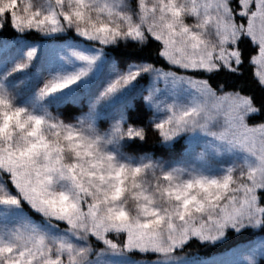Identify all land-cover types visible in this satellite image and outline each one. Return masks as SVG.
<instances>
[{
	"label": "snow or ice",
	"instance_id": "6c2138e0",
	"mask_svg": "<svg viewBox=\"0 0 264 264\" xmlns=\"http://www.w3.org/2000/svg\"><path fill=\"white\" fill-rule=\"evenodd\" d=\"M0 264H264V0H0Z\"/></svg>",
	"mask_w": 264,
	"mask_h": 264
}]
</instances>
